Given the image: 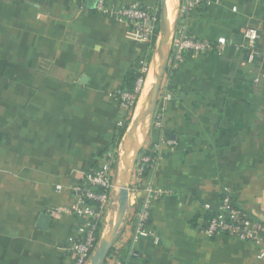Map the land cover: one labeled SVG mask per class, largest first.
I'll use <instances>...</instances> for the list:
<instances>
[{
  "label": "crops",
  "instance_id": "1",
  "mask_svg": "<svg viewBox=\"0 0 264 264\" xmlns=\"http://www.w3.org/2000/svg\"><path fill=\"white\" fill-rule=\"evenodd\" d=\"M166 2L171 47L180 27L227 43L189 52L178 65L169 60L155 109L163 126L150 121L146 132L144 123L137 160L161 145L158 159L145 179L133 174L104 264H264V242L203 232L206 206L218 211L224 187L264 225V0H205L185 14L181 0ZM161 3L100 0L91 9L93 0H0V264L70 263L71 239L88 219L66 209L116 144L127 115L118 92L133 74L146 82L156 62L155 55L149 68L151 43L133 39L117 12L138 4L159 15ZM249 28L258 31L254 49ZM150 186L162 195L150 233L137 235ZM118 192L100 240L117 214Z\"/></svg>",
  "mask_w": 264,
  "mask_h": 264
},
{
  "label": "built area",
  "instance_id": "2",
  "mask_svg": "<svg viewBox=\"0 0 264 264\" xmlns=\"http://www.w3.org/2000/svg\"><path fill=\"white\" fill-rule=\"evenodd\" d=\"M205 0H181L180 13L185 14L190 10L202 6ZM99 8H102L100 3ZM103 10H106L103 8ZM118 15L125 19L130 28V36L140 42L152 43L154 38H158V24L160 25V16L158 13L142 6L131 5L118 10ZM248 45L254 49L257 45L258 31L249 28L246 31ZM156 42V41H155ZM227 41H221L217 44L191 37L187 34L185 27L176 30L172 40L171 58L174 65L185 62L186 55L189 52H203L209 50H221ZM145 84V77L141 75L136 81L133 91L121 90L118 92L120 106L128 114L136 109L137 102L141 96ZM161 114H154L153 126L161 129L163 124ZM122 123H120V126ZM124 138V137H123ZM123 140V139H122ZM118 144L117 148L106 154L103 163L92 169L85 177V181L78 187L80 197L66 212H74L77 215L84 216L88 219L87 223L82 226L78 233L71 239L68 247L71 260L69 264H91L92 256L99 244L98 224L105 220L110 205L116 201V188L114 167L118 160L120 161L123 144ZM169 144H175L174 140H168ZM161 145L154 147L153 156H145L136 163L134 175L136 179H143L142 173L144 166L142 162H150L158 159V151ZM153 163V164H154ZM99 189H103L99 191ZM148 194L137 213V235H148L150 231L147 224L150 219L151 210L154 202L160 198L162 193L153 189L151 186L147 189ZM222 197L219 202V209L214 215L206 220L203 232L210 238L227 235L242 241L264 242V227L261 225L249 211L242 209L237 204H232V191L229 187H224L221 192ZM117 203V202H116ZM210 211V205L206 206ZM57 212L61 210L56 209ZM99 240V241H98ZM158 241V239H156ZM264 257V248L260 255Z\"/></svg>",
  "mask_w": 264,
  "mask_h": 264
},
{
  "label": "water",
  "instance_id": "3",
  "mask_svg": "<svg viewBox=\"0 0 264 264\" xmlns=\"http://www.w3.org/2000/svg\"><path fill=\"white\" fill-rule=\"evenodd\" d=\"M100 0H93V5L90 6L91 9H95L98 6ZM171 35V29H169V14L166 0H162L161 3V14H160V31L158 38L156 40L157 50L159 51L160 63L159 70L155 76L153 86L149 92L146 103L137 114L129 129L125 135L123 141V148L125 154H129L130 146L134 140L135 132L142 121L146 116L150 117V120L153 118L155 109L157 107L160 93L162 90L163 79L167 71V65L171 57V48L170 44L166 47L164 38L169 34ZM171 43V41H170ZM142 147V145H141ZM141 147L137 152L132 156L129 167L125 173L122 175L121 179V189L118 192V211L116 215H113V221L110 226V232L108 235H105L99 241V244L92 256L91 264H104L106 258L108 257L115 238L119 232L122 222L124 221L128 207H129V194H130V183L136 168V163L138 159V154L140 153ZM121 176V174H120ZM46 217H42V220H46Z\"/></svg>",
  "mask_w": 264,
  "mask_h": 264
},
{
  "label": "trees",
  "instance_id": "4",
  "mask_svg": "<svg viewBox=\"0 0 264 264\" xmlns=\"http://www.w3.org/2000/svg\"><path fill=\"white\" fill-rule=\"evenodd\" d=\"M161 14V11L159 12V16ZM159 28H160V25L158 24V31H159ZM156 38H154V41L151 43V48H150V52L148 54V56L146 57V61L147 62H151L152 60V48L153 46H155L156 44ZM138 74H133L132 77H130L129 79H127L126 81V87L123 89V90H128V91H133L134 90V86H135V81H136V77H137ZM134 112L135 110H133V112H130L126 115V119L125 121L123 122L122 126L120 127L119 131H118V134H117V137H116V144L114 146V148L110 149L107 154L112 151L113 149L117 148L118 144L121 142V140L123 139V137L125 136L130 124H131V121H132V118H133V115H134ZM142 155H147V156H150V154L147 152H144L142 151ZM153 161H150V162H142L141 164L144 166V171L142 173V178L145 179L148 174L150 173V170H151V165H153ZM139 164V160H137V165ZM103 189H99V191H101ZM222 197V195H220V198ZM231 199H232V204L235 206L236 203V198H235V195L231 196ZM214 215V212H211L209 211L206 215V220H209L212 216ZM102 225H103V221L102 222H99L98 224V239L100 240V234H101V228H102ZM264 226V225H263ZM98 240V241H99Z\"/></svg>",
  "mask_w": 264,
  "mask_h": 264
},
{
  "label": "bare ground",
  "instance_id": "5",
  "mask_svg": "<svg viewBox=\"0 0 264 264\" xmlns=\"http://www.w3.org/2000/svg\"><path fill=\"white\" fill-rule=\"evenodd\" d=\"M169 29H171V24H170V19H169ZM164 41H165V45L166 47L170 44V41H171V35H170V32L169 34L164 38ZM153 60V59H152ZM156 62L154 63V65H156V63H160V56H159V51L157 50V54H156ZM153 65V66H154ZM159 65V64H158ZM152 66V71L150 70L149 74H148V77H147V81L145 82V87L144 89L147 90L149 88V92L153 86V83H154V80H155V73L157 74L158 70H159V66H158V69H157V72H156V66L153 67ZM154 78V79H153ZM153 79V81H152ZM149 92L145 98L144 101L147 100V97L149 95ZM145 95V94H144ZM145 105V104H144ZM143 105V106H144ZM143 108V107H142ZM141 111V109H139ZM139 111V112H140ZM148 119V116H146L144 119H142V121L140 122V124L138 125L137 129H136V132H135V136H134V140L130 146V151H129V154H125V151H124V155L122 156L121 155V167L123 168V171H122V174H121V177L123 175V173H125L129 167V164H130V161L132 159V156L137 152V150L141 147L142 145V142L144 140V137H145V132H144V122H146V120ZM124 149V148H123ZM122 179V178H121ZM120 179V180H121ZM121 182V181H120ZM117 188H118V191H120L121 189V183L117 184Z\"/></svg>",
  "mask_w": 264,
  "mask_h": 264
},
{
  "label": "rangeland",
  "instance_id": "6",
  "mask_svg": "<svg viewBox=\"0 0 264 264\" xmlns=\"http://www.w3.org/2000/svg\"><path fill=\"white\" fill-rule=\"evenodd\" d=\"M172 24H173V22H172ZM171 24V25H172ZM170 48H171V46H170ZM151 52H152V58H154V56L157 54V46H156V44H155V46H153V48H152V50H151ZM156 67H158V63H157V65H156ZM149 68H150V63H149ZM148 75V74H147ZM164 85H165V83H164ZM148 92H149V88L147 89V90H145L144 88H143V90H142V93H141V96H140V98H139V100H138V102H137V106H136V109H135V112H134V115H133V118H132V121H131V124H132V122H133V120L135 119V117L137 116V114L139 113V109H142V107H143V105L146 103V101H144L145 100V98H146V96H147V94H148ZM145 94V95H144ZM154 114H155V112H154ZM153 117H154V115H153ZM150 121H151V123L153 122V118L150 120V117L148 116V119L146 120V122H147V125H146V132H147V129H148V127L151 125V123H150ZM146 122H144V123H146ZM130 124V125H131ZM153 124V123H152ZM130 127V126H129ZM129 129V128H128ZM126 134H127V132H126ZM125 134V135H126ZM125 138V137H124ZM123 146V145H122ZM124 155V149L122 150V156ZM115 171H116V169H115ZM122 171H123V168L121 167V174H122ZM121 177V176H120ZM121 179V178H120ZM121 180H119V184L121 183L120 182ZM111 224V223H110ZM103 226H104V224H103ZM110 226L111 225H109L108 227H107V229H106V231H105V235H108L109 234V232H110Z\"/></svg>",
  "mask_w": 264,
  "mask_h": 264
}]
</instances>
